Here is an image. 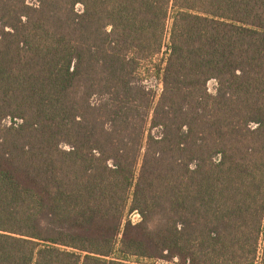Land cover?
Returning <instances> with one entry per match:
<instances>
[{"label": "trees", "instance_id": "obj_1", "mask_svg": "<svg viewBox=\"0 0 264 264\" xmlns=\"http://www.w3.org/2000/svg\"><path fill=\"white\" fill-rule=\"evenodd\" d=\"M145 260L264 264V0H0V264Z\"/></svg>", "mask_w": 264, "mask_h": 264}, {"label": "rangeland", "instance_id": "obj_2", "mask_svg": "<svg viewBox=\"0 0 264 264\" xmlns=\"http://www.w3.org/2000/svg\"><path fill=\"white\" fill-rule=\"evenodd\" d=\"M30 2H33V0H30ZM82 8H83L82 5H78L77 6V9H79V10H81ZM160 59H161V56L157 57L155 59V61H160ZM147 76H148V84H152L153 86L158 88V86L156 85L157 81H156V78H155L154 74H147ZM216 87H217V82L215 80H211L209 82V90H210V92L215 93ZM132 219L134 221H137V220L140 219V215L138 213H135V214L132 215ZM144 262L148 263V264H178L176 262L172 263V262H166V261H157L156 263H154L152 261H148V260L146 261L145 260Z\"/></svg>", "mask_w": 264, "mask_h": 264}]
</instances>
